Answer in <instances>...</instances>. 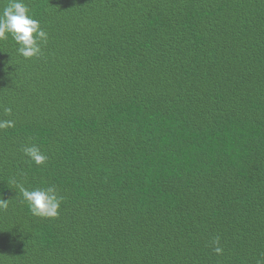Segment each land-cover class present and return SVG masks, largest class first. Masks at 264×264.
Listing matches in <instances>:
<instances>
[{"label": "trees", "instance_id": "1", "mask_svg": "<svg viewBox=\"0 0 264 264\" xmlns=\"http://www.w3.org/2000/svg\"><path fill=\"white\" fill-rule=\"evenodd\" d=\"M25 3L49 39L0 40V264H264V0Z\"/></svg>", "mask_w": 264, "mask_h": 264}, {"label": "clouds", "instance_id": "2", "mask_svg": "<svg viewBox=\"0 0 264 264\" xmlns=\"http://www.w3.org/2000/svg\"><path fill=\"white\" fill-rule=\"evenodd\" d=\"M9 35L19 45L18 55L25 59L42 54V46L46 45L49 39L48 33L41 27L25 0H8L7 5L0 11V40L7 39ZM4 112L11 115L12 108H5ZM10 127H15L14 120H0V129ZM22 151L31 162L37 165L43 164L48 159L35 144L22 147ZM17 187L33 216L46 218L59 216L63 197L58 194L55 186L32 190L22 184H18ZM8 207L9 200L0 199V211L7 210ZM215 243L219 245V237L216 238ZM214 251L222 254L223 249L217 246Z\"/></svg>", "mask_w": 264, "mask_h": 264}]
</instances>
